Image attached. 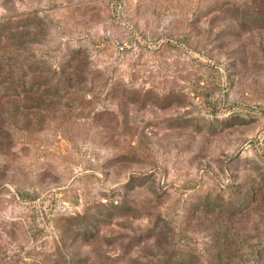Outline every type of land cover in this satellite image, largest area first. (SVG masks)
Returning a JSON list of instances; mask_svg holds the SVG:
<instances>
[{
    "label": "rangeland",
    "instance_id": "1",
    "mask_svg": "<svg viewBox=\"0 0 264 264\" xmlns=\"http://www.w3.org/2000/svg\"><path fill=\"white\" fill-rule=\"evenodd\" d=\"M264 264V0H0V264Z\"/></svg>",
    "mask_w": 264,
    "mask_h": 264
},
{
    "label": "trees",
    "instance_id": "2",
    "mask_svg": "<svg viewBox=\"0 0 264 264\" xmlns=\"http://www.w3.org/2000/svg\"><path fill=\"white\" fill-rule=\"evenodd\" d=\"M70 259V258H69ZM68 264H76V261H72V259H70V261L68 262ZM79 264V263H78Z\"/></svg>",
    "mask_w": 264,
    "mask_h": 264
}]
</instances>
